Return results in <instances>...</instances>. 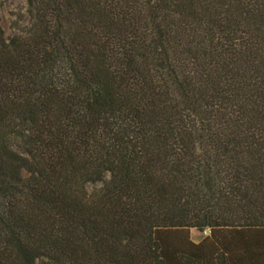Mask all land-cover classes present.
<instances>
[{
	"label": "trees",
	"instance_id": "obj_1",
	"mask_svg": "<svg viewBox=\"0 0 264 264\" xmlns=\"http://www.w3.org/2000/svg\"><path fill=\"white\" fill-rule=\"evenodd\" d=\"M25 1L0 264H264V0Z\"/></svg>",
	"mask_w": 264,
	"mask_h": 264
},
{
	"label": "rangeland",
	"instance_id": "obj_2",
	"mask_svg": "<svg viewBox=\"0 0 264 264\" xmlns=\"http://www.w3.org/2000/svg\"><path fill=\"white\" fill-rule=\"evenodd\" d=\"M28 5L25 0H0V23L8 37L19 34L20 31L29 24ZM98 186H88L92 192ZM207 233H199L196 230L191 232L192 239L199 242Z\"/></svg>",
	"mask_w": 264,
	"mask_h": 264
},
{
	"label": "water",
	"instance_id": "obj_3",
	"mask_svg": "<svg viewBox=\"0 0 264 264\" xmlns=\"http://www.w3.org/2000/svg\"><path fill=\"white\" fill-rule=\"evenodd\" d=\"M206 233H207V234H209V233H210V231L208 230Z\"/></svg>",
	"mask_w": 264,
	"mask_h": 264
}]
</instances>
